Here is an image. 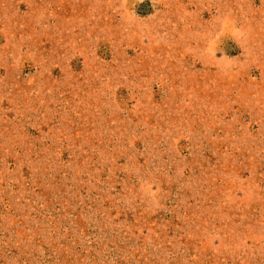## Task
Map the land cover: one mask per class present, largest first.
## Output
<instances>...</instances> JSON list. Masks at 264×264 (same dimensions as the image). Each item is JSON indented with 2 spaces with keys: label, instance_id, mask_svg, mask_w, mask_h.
<instances>
[{
  "label": "rangeland",
  "instance_id": "obj_1",
  "mask_svg": "<svg viewBox=\"0 0 264 264\" xmlns=\"http://www.w3.org/2000/svg\"><path fill=\"white\" fill-rule=\"evenodd\" d=\"M0 264H264V0H0Z\"/></svg>",
  "mask_w": 264,
  "mask_h": 264
}]
</instances>
